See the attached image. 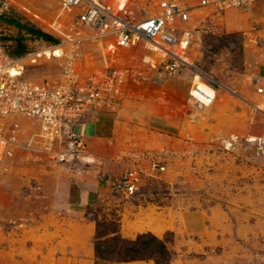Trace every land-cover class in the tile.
I'll return each instance as SVG.
<instances>
[{
  "label": "rangeland",
  "instance_id": "obj_1",
  "mask_svg": "<svg viewBox=\"0 0 264 264\" xmlns=\"http://www.w3.org/2000/svg\"><path fill=\"white\" fill-rule=\"evenodd\" d=\"M104 1L140 16L157 11L161 0ZM175 1L192 7L186 56L216 90L211 105L191 98V70L165 76L145 42L126 49L80 41L85 33L71 26L68 12L59 16L56 0H7V19L57 40L0 19L6 46L21 41L27 48L16 58L25 78L56 84L71 60L82 78L121 69L125 86L88 113L117 115L113 147L97 141L98 150L81 159L59 162L36 121L0 117L2 133L17 142L0 159V264H156L97 260L102 220H116L128 239L146 232L163 239L174 255L170 264H264V147L252 139L264 140V0L226 9ZM90 131L75 128L78 135ZM127 166L141 175L133 197L114 187ZM81 174L104 180L99 201L84 208L67 203Z\"/></svg>",
  "mask_w": 264,
  "mask_h": 264
},
{
  "label": "built area",
  "instance_id": "obj_2",
  "mask_svg": "<svg viewBox=\"0 0 264 264\" xmlns=\"http://www.w3.org/2000/svg\"><path fill=\"white\" fill-rule=\"evenodd\" d=\"M56 1L61 9L59 16L68 12L71 26L85 33V37L78 40L103 39L115 48L126 49L145 42L159 61L158 70L165 76L188 68L193 73L191 98L204 105L215 102V93L202 88L203 84L212 87L205 73L186 56L191 42V30L187 26L191 6L161 0L157 11L139 16L125 4H110L104 0ZM254 1L201 0L198 5L213 3L219 9H226ZM6 8L7 0H0V16ZM61 24L55 20L52 26L58 28ZM73 65L74 61L68 60L62 80L56 84L27 79L22 75L19 60L10 56L0 40V117L23 116L36 121L39 136L46 140L48 150L54 152L59 162L85 156L86 143L75 132L74 125L84 120L100 100L122 93L125 86V73L121 69L110 68L82 78ZM259 91L263 92L264 88L260 87ZM252 139L260 148L264 147V140ZM15 140L16 136H5L0 130V159L12 154V147L17 144ZM140 180V172L127 166L114 187L124 196L133 197Z\"/></svg>",
  "mask_w": 264,
  "mask_h": 264
},
{
  "label": "trees",
  "instance_id": "obj_3",
  "mask_svg": "<svg viewBox=\"0 0 264 264\" xmlns=\"http://www.w3.org/2000/svg\"><path fill=\"white\" fill-rule=\"evenodd\" d=\"M1 20H6L10 24L25 27L26 30L37 37H46L48 40L56 42V38L32 26L23 25L15 19H7L4 13ZM1 42L6 47L8 53L13 58H18L26 54V46L19 41L14 48L6 46L2 38ZM134 239L121 236L119 223L116 220L97 221L96 234L94 238V250L97 260L110 262H129L136 260H154L156 264H170L174 255L168 249L165 241L156 237L151 232L140 233Z\"/></svg>",
  "mask_w": 264,
  "mask_h": 264
},
{
  "label": "crops",
  "instance_id": "obj_4",
  "mask_svg": "<svg viewBox=\"0 0 264 264\" xmlns=\"http://www.w3.org/2000/svg\"><path fill=\"white\" fill-rule=\"evenodd\" d=\"M120 122L116 114L97 109L92 111L84 120L75 124L74 129L78 124L91 126L92 131L86 133L87 135L84 134L79 136L84 139L87 151L89 149L91 151H97V141H102L107 147H113V143H115L113 139L117 137L118 125ZM84 157L85 156L79 158L81 159ZM103 181L104 180L93 176V174L76 175L69 185L67 203L70 206H77L80 208L96 204L101 197Z\"/></svg>",
  "mask_w": 264,
  "mask_h": 264
},
{
  "label": "bare ground",
  "instance_id": "obj_5",
  "mask_svg": "<svg viewBox=\"0 0 264 264\" xmlns=\"http://www.w3.org/2000/svg\"><path fill=\"white\" fill-rule=\"evenodd\" d=\"M202 88H203L204 90H206V92H209V93H215V95L217 96V92H215L216 90H214L212 87H209V86L203 84V85H202Z\"/></svg>",
  "mask_w": 264,
  "mask_h": 264
}]
</instances>
